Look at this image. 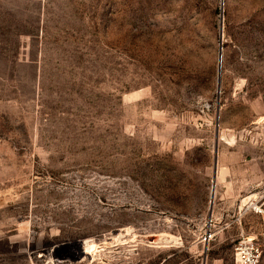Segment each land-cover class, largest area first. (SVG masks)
Listing matches in <instances>:
<instances>
[{"label":"rangeland","instance_id":"374dc122","mask_svg":"<svg viewBox=\"0 0 264 264\" xmlns=\"http://www.w3.org/2000/svg\"><path fill=\"white\" fill-rule=\"evenodd\" d=\"M262 195L264 0H0V264H264Z\"/></svg>","mask_w":264,"mask_h":264},{"label":"built area","instance_id":"2783aa9c","mask_svg":"<svg viewBox=\"0 0 264 264\" xmlns=\"http://www.w3.org/2000/svg\"><path fill=\"white\" fill-rule=\"evenodd\" d=\"M254 211L264 214V195L259 200H254L251 204ZM214 235L211 228L205 229L202 235V241L208 242ZM235 264H261L260 247L253 238L242 236L234 247Z\"/></svg>","mask_w":264,"mask_h":264},{"label":"water","instance_id":"95a60500","mask_svg":"<svg viewBox=\"0 0 264 264\" xmlns=\"http://www.w3.org/2000/svg\"><path fill=\"white\" fill-rule=\"evenodd\" d=\"M223 26H222V23H221V27H220V33H221V35H222V33H223ZM220 60H219V62H220V67H221V58H222V54H221V52H220ZM217 166V161L215 160V167ZM217 170V169H216ZM213 197H214V188L212 189V192H211V199L213 200Z\"/></svg>","mask_w":264,"mask_h":264},{"label":"bare ground","instance_id":"6f19581e","mask_svg":"<svg viewBox=\"0 0 264 264\" xmlns=\"http://www.w3.org/2000/svg\"><path fill=\"white\" fill-rule=\"evenodd\" d=\"M91 247V245H89L88 242H84V245L82 246V252H84V250H86L87 248ZM77 248V247H76ZM79 248V247H78ZM80 251V250H79ZM69 252V251H68Z\"/></svg>","mask_w":264,"mask_h":264}]
</instances>
